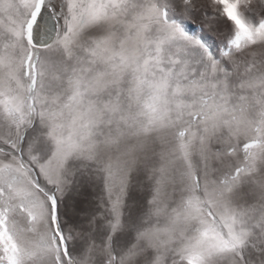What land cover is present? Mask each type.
<instances>
[{"label":"snow or ice","instance_id":"6c2138e0","mask_svg":"<svg viewBox=\"0 0 264 264\" xmlns=\"http://www.w3.org/2000/svg\"><path fill=\"white\" fill-rule=\"evenodd\" d=\"M0 264H264V0H0Z\"/></svg>","mask_w":264,"mask_h":264},{"label":"rangeland","instance_id":"374dc122","mask_svg":"<svg viewBox=\"0 0 264 264\" xmlns=\"http://www.w3.org/2000/svg\"><path fill=\"white\" fill-rule=\"evenodd\" d=\"M68 219H69V222H72L71 217H68Z\"/></svg>","mask_w":264,"mask_h":264}]
</instances>
